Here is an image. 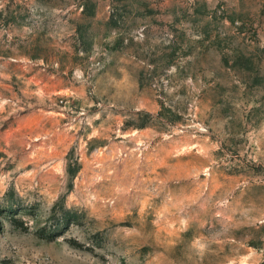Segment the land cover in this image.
I'll use <instances>...</instances> for the list:
<instances>
[{
	"label": "rangeland",
	"instance_id": "obj_1",
	"mask_svg": "<svg viewBox=\"0 0 264 264\" xmlns=\"http://www.w3.org/2000/svg\"><path fill=\"white\" fill-rule=\"evenodd\" d=\"M0 264H264V0H0Z\"/></svg>",
	"mask_w": 264,
	"mask_h": 264
}]
</instances>
